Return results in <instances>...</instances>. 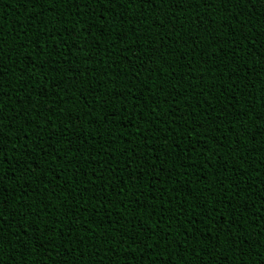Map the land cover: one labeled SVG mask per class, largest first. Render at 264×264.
Masks as SVG:
<instances>
[{
    "label": "trees",
    "instance_id": "1",
    "mask_svg": "<svg viewBox=\"0 0 264 264\" xmlns=\"http://www.w3.org/2000/svg\"><path fill=\"white\" fill-rule=\"evenodd\" d=\"M250 6L0 0V264H264Z\"/></svg>",
    "mask_w": 264,
    "mask_h": 264
},
{
    "label": "snow or ice",
    "instance_id": "2",
    "mask_svg": "<svg viewBox=\"0 0 264 264\" xmlns=\"http://www.w3.org/2000/svg\"><path fill=\"white\" fill-rule=\"evenodd\" d=\"M101 2H103V0H101ZM121 2H124V0H121ZM131 6V5H129ZM248 11H250L253 15H256V14H261V15H264V0H251V6L250 8L248 9ZM161 24H163V21L161 20L160 22ZM257 43H259L260 47L261 48H264L262 46H264V30H260L259 32V36L257 38ZM262 55H264V53H262ZM262 68H264V64L261 65ZM3 122L0 121V124H2ZM101 167H103V165H101ZM101 178L102 177V174H101ZM262 243H264V241H262ZM231 246V245H229ZM149 247H151V245H149ZM3 248V244L0 243V249ZM69 251H71V249H68ZM97 253L99 252V249L96 250ZM133 251H135V249H133ZM209 251H211V249H209ZM255 251H259V249H255ZM77 256H79L80 254L79 253H76ZM67 258V257H65ZM261 259H264V256L261 257Z\"/></svg>",
    "mask_w": 264,
    "mask_h": 264
}]
</instances>
